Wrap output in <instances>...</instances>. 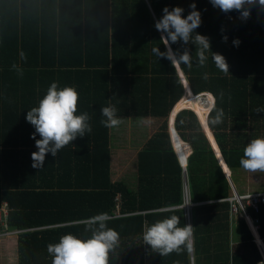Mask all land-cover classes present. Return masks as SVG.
I'll use <instances>...</instances> for the list:
<instances>
[{"label": "trees", "instance_id": "obj_1", "mask_svg": "<svg viewBox=\"0 0 264 264\" xmlns=\"http://www.w3.org/2000/svg\"><path fill=\"white\" fill-rule=\"evenodd\" d=\"M192 3L201 13L194 35L209 38L210 53L226 59L229 75L215 66L210 53L198 66L191 42L171 48L192 55L191 68L178 66L191 95L212 94L215 108L224 112L222 123L206 127L235 183L243 149L264 137V8L246 6L250 15L241 19L240 12L225 14L210 0H0V209L8 210L0 236L17 233L15 264H51L47 245L69 233L90 238L84 221L103 212L120 234L109 264H191L192 257L193 264L260 261L244 220L231 213L224 170L192 112L181 111L173 120L174 132L191 150L184 173L170 146L166 120L183 90L171 62L152 51H166L154 25L165 7L182 8L186 18ZM14 63L22 75L12 70ZM52 82L75 87L76 114H89L92 131L55 158L47 154L44 167L35 169V129L25 117ZM109 104L120 118L162 121L137 154L135 189L110 179L109 131L100 123V110ZM183 185L189 201L198 204L190 208L192 255L184 250L161 257L146 244L143 250L145 226L171 215L180 216L181 227L187 224L180 208ZM248 211L258 218L264 243V207L257 215ZM231 215L237 217L235 240Z\"/></svg>", "mask_w": 264, "mask_h": 264}, {"label": "clouds", "instance_id": "obj_2", "mask_svg": "<svg viewBox=\"0 0 264 264\" xmlns=\"http://www.w3.org/2000/svg\"><path fill=\"white\" fill-rule=\"evenodd\" d=\"M210 3L225 14L232 11L240 12L241 19H247L250 15V10L246 6L258 5L264 8V0H210ZM189 7L191 11L186 18L182 16L184 10L180 7H174L171 11L167 7L162 10V17L154 26L162 33L161 42L166 51L160 52L159 48H153L152 51L158 58L169 60L173 66L178 67L183 64L191 68L192 55L189 51L185 49L182 53H178L171 48V44L177 42H183L185 45L191 42L196 46L197 65L203 67L208 60L207 53H210V41L206 36L194 35V30L201 24V13L196 10L195 3ZM223 40L226 42L227 36H224ZM233 44L238 46L239 40H234ZM210 54L215 66L229 75L226 59L218 53ZM20 57L25 59V54L21 52ZM11 67L20 75L23 74V70L15 63ZM203 79H208L207 73L204 74ZM208 99L214 101L215 98L209 94ZM78 101L79 94L75 87L60 88L57 82H52L46 94L39 100L38 106L27 111L25 119L35 129L31 136L35 140L37 149L31 154L33 168H43L47 154L50 153L55 158L62 148L77 137L83 138L86 133H91L89 114L87 112L76 114ZM117 111L116 106L112 104L101 108L103 119L100 123L105 128L118 127L122 119L117 116ZM213 111H215L214 116L211 115ZM202 114L205 122L211 125L222 123L224 116L223 110L215 108L214 102L205 107ZM37 135L39 139H36ZM170 146L175 155L171 141ZM239 164L244 170L252 173L264 172V137L252 139L245 146ZM110 219V215L103 212L85 220L84 231L91 233L90 238L81 239L69 233L61 236L58 243H49L47 253L52 257L51 264H109L110 253L118 248L120 243L119 232L108 226ZM180 225L181 220L178 215L156 220L150 226H145L143 243L161 257L173 252L179 254L184 250L191 253L194 248V228L191 224L182 227Z\"/></svg>", "mask_w": 264, "mask_h": 264}, {"label": "crops", "instance_id": "obj_3", "mask_svg": "<svg viewBox=\"0 0 264 264\" xmlns=\"http://www.w3.org/2000/svg\"><path fill=\"white\" fill-rule=\"evenodd\" d=\"M162 35V34H161ZM179 70V68L177 66H174V70L175 73H178L179 78L178 81L180 83V86L182 87V90L184 92V97L182 100H180L179 104L177 106H175L170 114H169V135L171 138V145L176 153V155L178 156L177 158L179 159L180 163L183 166V169L185 167V159L186 157L190 154L191 150L189 148V146L187 144H184V146L188 147V153L186 149H183L182 146H179V150L176 149V147H178V145H183V143L179 140V138L177 137L176 133L174 132V130L172 129V124H173V120L174 117L176 116V114H178L181 111H190L192 112L196 119L198 124L200 125L201 129L203 130L204 134H205V139L207 141V144H209L213 155L216 157L218 164H220L223 168V170H226L227 175H230L231 171L230 169L227 167V164L225 163V160L222 159L218 148L214 142V139L212 138V134L210 133L209 130H207L206 127V122L204 119V116L202 114L203 109L207 106H209L210 104H212L214 101H209L208 96L209 94H201L198 97H194L191 95V93L189 92V88L186 84L185 78L182 75L181 71L179 70L177 72V70ZM177 76V74H176ZM178 77V76H177ZM122 119V123L116 127V128H108L109 131V137H110V170H111V158H112V154L114 153V155H118L119 159H120V165L122 166V172H121V182H124L125 184H127L128 186L130 184H128L129 181V177L131 176V172H134V181L136 178V157L138 152L143 148V146L145 145V143L147 142V140L154 135L158 128L160 127V125L162 124L161 120H156V119H133V118H121ZM134 120V126L135 129H132L129 127V123ZM139 120H143L144 123H139ZM167 121V120H166ZM149 126V127H148ZM129 127V128H128ZM124 129V130H122ZM135 131V133H130L132 131ZM149 130L150 134L147 133ZM154 130V131H153ZM203 134V135H204ZM111 137H131L134 138V144H135V153H134V164H133V170L130 171V163H129V158H130V153L129 150L130 148L127 146V148H123L122 149V145L120 147H116V144L111 143L112 142V138ZM138 137H148L146 140H144L142 143L138 144V141H136V139H138ZM131 143L130 145H132V142L130 140H128V143ZM119 154H118V152ZM180 165V164H179ZM182 167V166H180ZM182 170V168H181ZM182 172L184 173V171L182 170ZM225 173V171H224ZM111 176V173H110ZM234 178L237 181V185L236 183L233 184L232 180V184L235 185V190L237 193L239 194H244V193H249L252 192V190L254 187H256L258 190L257 191H262L264 190V172H249L244 170L243 168L237 169L234 171ZM245 177V178H243ZM245 179V180H244ZM258 181L259 184L255 185L254 183ZM239 187V188H238ZM132 189H135L132 188ZM235 218H233V215L230 216V235H231V240L236 238V222H235ZM233 242V241H232ZM193 259V257H192Z\"/></svg>", "mask_w": 264, "mask_h": 264}, {"label": "built area", "instance_id": "obj_4", "mask_svg": "<svg viewBox=\"0 0 264 264\" xmlns=\"http://www.w3.org/2000/svg\"><path fill=\"white\" fill-rule=\"evenodd\" d=\"M200 95L194 96L198 97ZM184 145V144H183ZM173 148V147H172ZM183 202L180 208L183 210V216L185 219V222L187 224H191V213L190 208L192 206H196L198 204H193L189 201L188 193L186 190V186L183 185ZM229 202L231 204V213L232 214H239V217L242 218L247 225L249 231L251 232L253 236V243L255 244L258 253L260 255V261L257 264H264V243L258 236V229H259V220L257 217L251 216L248 211V209L253 212L254 215H257L259 213V210L261 207H264V190L262 191H252L249 193L233 195L232 198L229 199ZM116 213H114V216L119 214V204L120 200L119 197L116 198ZM8 210L4 206L0 209V225L6 230V218H7ZM11 234L15 235L17 233H5L4 235ZM142 247L143 250L145 249V244L142 241ZM191 264H193V259L191 258Z\"/></svg>", "mask_w": 264, "mask_h": 264}, {"label": "rangeland", "instance_id": "obj_5", "mask_svg": "<svg viewBox=\"0 0 264 264\" xmlns=\"http://www.w3.org/2000/svg\"><path fill=\"white\" fill-rule=\"evenodd\" d=\"M183 97H184V92L182 93V96H181L180 100H182ZM130 122L131 123H129V127L132 128V129H135L134 120L133 121L130 120ZM138 122L139 123H144L143 120H139ZM122 130H124V129H122ZM167 132H168V130H167ZM130 133H135V131H132ZM147 133L150 134L149 130H148ZM111 138H112L111 139L112 140L111 143H113V144L117 143L116 147H120L122 145V149L123 148L126 149L127 146L130 148V150H129V153H130L129 163H130V171H132L133 170V164H134L133 156H134V153H135V151H134L135 150L134 138H132V139H131V137H111ZM147 138L148 137H138V139H136V141L139 140L138 141V144H139V143H142ZM128 140H130L132 142V145H130L131 144L130 142L127 144ZM118 154H119V152H118ZM121 172H122V166L120 165V159H119L118 155H114V153H113L112 154V158H111V170H110V173H111L110 179H111V181L112 182L120 181L121 180V176H120ZM230 175H231V173H230ZM230 175H227V176H228V178L231 181ZM225 176H226V173H225ZM243 178H245V177H243ZM234 182L237 185V181L235 180ZM235 183H233V184H235ZM128 184H130L129 186L132 187V188L135 187L134 172H131V176L129 177ZM254 184L258 185L259 182L256 181ZM234 187H235V185H234ZM250 190L257 191L258 189L256 187H254L253 189H250ZM16 235L17 234H15V235L7 234V235H1L0 236V264H15L16 263V254H15Z\"/></svg>", "mask_w": 264, "mask_h": 264}, {"label": "water", "instance_id": "obj_6", "mask_svg": "<svg viewBox=\"0 0 264 264\" xmlns=\"http://www.w3.org/2000/svg\"><path fill=\"white\" fill-rule=\"evenodd\" d=\"M177 70V69H176ZM179 70H177V72H178ZM177 74V76H178V78H179V75H178V73H176ZM179 81H180V78H179ZM168 122H169V116H168V119H167V122H166V126H167V130H168V132H167V134H168V137H169V139H170V141H171V138H170V135H169V124H168ZM172 129H173V127H172ZM202 132H203V130H202ZM203 134H204V132H203ZM205 135V134H204ZM176 155V154H175ZM178 156L176 155V158H177ZM177 161H178V163L180 164V166H182L181 168H182V170L184 171V169H183V166L184 165H182L181 163H180V161H179V159L177 158ZM224 171H225V173H226V170L224 169ZM225 177H227L226 179H227V181H228V183H229V185H230V188H231V191H232V195H237V192H236V190H235V188H234V185L232 184V182L230 181V179L228 178V176H227V173H226V176ZM190 255H192V252L190 253Z\"/></svg>", "mask_w": 264, "mask_h": 264}, {"label": "bare ground", "instance_id": "obj_7", "mask_svg": "<svg viewBox=\"0 0 264 264\" xmlns=\"http://www.w3.org/2000/svg\"><path fill=\"white\" fill-rule=\"evenodd\" d=\"M179 146H182L183 149H186L187 150V153H188V147L187 146H184V145H178V147H176V149H180Z\"/></svg>", "mask_w": 264, "mask_h": 264}]
</instances>
